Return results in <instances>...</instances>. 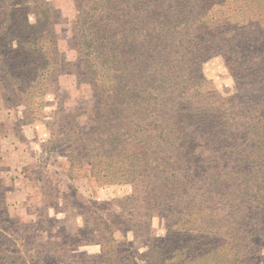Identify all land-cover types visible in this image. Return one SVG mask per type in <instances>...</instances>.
<instances>
[{"label":"rangeland","instance_id":"1","mask_svg":"<svg viewBox=\"0 0 264 264\" xmlns=\"http://www.w3.org/2000/svg\"><path fill=\"white\" fill-rule=\"evenodd\" d=\"M43 1L46 7H52L53 13L42 8L41 12L30 15L28 22H36L42 26H38L39 29H53L58 49L70 63L80 65L77 20L83 12L88 15L87 12L91 11L96 14L95 23L98 28L105 25V29H115L110 32L117 34L116 45L131 49L124 51L132 54L136 49H142L150 55V66L144 63L145 72L159 76L157 92L161 98H176V102H179L182 98L195 100V96H202L205 105L214 102L229 110L232 106V112L235 113L239 107L248 106L256 110L263 108L264 82L261 84L260 77L264 67L260 68V64L253 62L250 52L244 53L243 58H234L230 67L222 56L214 55L204 59L200 72L195 70L193 64L185 63L187 58L183 60L185 66L179 68V63L168 56L175 54L182 46H197V34L187 35L183 32L176 38L166 40V33L162 29H170L167 26L169 20L164 19L165 15H150L151 0H136L137 7L130 11L122 10L117 17L111 19L104 11L105 0H90L89 3V0ZM198 6L192 9L185 7L186 16L178 20L176 26L187 24V29H226L225 24L235 25L240 18L236 9H227L228 4L220 5L223 8L218 11L207 10L201 3ZM234 6L239 8L238 4ZM224 12L226 19L223 18ZM252 13L253 19L260 20V13L264 16L262 11L257 10L256 13L252 10ZM209 19L212 21L202 25ZM261 21L262 19L256 25L253 22L252 28L233 27L231 31L241 29L246 33L257 29L255 32L258 35L244 43L250 49L256 45L260 33L264 32V27H260V23L263 24ZM2 40L4 49L8 43L4 42L3 36ZM12 45L19 47L15 42ZM171 63L177 65L168 68L167 64ZM67 69L58 76L59 90H50L43 97L45 105L41 106L31 100L32 104L26 110L25 105L19 104L17 97L12 94L13 90L16 91L13 76L3 80L0 57V264H92L95 260H100L102 255L101 244L96 240L106 242L113 237L101 231L103 222L115 227L110 223L111 219H121L123 224L119 225L126 226L124 230L116 229L114 237L119 244H128L136 264H155L158 254H163V258L158 257L163 264H210L213 259L209 256L194 254L186 255L189 258H180L182 255L175 256L169 252L171 257H166V250L154 252L150 248L154 249L155 244L165 240L172 229L179 228L185 239H195L197 236H205L204 229L232 228L235 223L231 217L237 214L236 205L231 204V199H228L227 202L218 203L216 207L211 206L215 207L213 214L217 216L205 220L203 214L211 213V207L191 209L190 206H196L201 195L192 187L188 188V191H192L190 194L183 190V178L187 174L183 171L175 190L169 184L172 190L170 199H176L181 204L184 201L179 209L186 214L191 212L192 222L189 224L186 217L177 220L176 214L158 210L159 202L154 200L151 203L152 199L148 195H158L163 187L164 179L159 184L153 183L152 175L168 176L166 172H161L162 164H158L166 156H160L156 144L146 137L154 131L155 124L167 118V115L164 111L157 110L150 122L143 124L144 135L132 142L127 136L131 125L139 122L135 117L140 109L139 105H115L108 97L100 105L95 98L97 92L86 78L71 72L74 68ZM195 72L206 79L200 87L187 83L184 90L174 80L176 77L185 81L186 76L192 79ZM148 97L147 92L143 93L144 99ZM229 98H232L234 105L229 103ZM193 102L190 101L188 105H193ZM98 106H101V110L96 114ZM95 117H98L97 122ZM71 128L76 132L81 130L80 135L85 136L83 142L93 149L102 147V152L96 149L91 158H79L72 169L70 155L77 150L78 142L66 138L65 134ZM116 139L122 141L118 148L113 149L112 144ZM137 141L138 146L146 149L147 155L142 161L133 163L126 159L135 153L134 143ZM255 142L257 140L253 132L246 130L237 143L243 149L247 144L255 145ZM260 153L264 155V144ZM90 160H94L95 174L90 172ZM110 169L114 171H109ZM106 172L108 181L104 178ZM147 177L150 183H144L141 194L136 195V189L140 188L141 183L133 179L144 181ZM261 185L260 201L247 200L241 217H247L242 220V229L250 233L254 226L257 233L252 240L258 239L255 240L258 248L244 258V264L249 263L248 258H255L254 263L264 264V238L260 242V231H264V178ZM128 198L129 205L122 215ZM161 201L165 205L163 197ZM104 216L107 218L102 219ZM132 218L135 220L129 221ZM249 218L254 222L249 223ZM128 221H138V230L128 227L125 224ZM226 231L228 236L233 233L230 229ZM170 244L166 243L167 247ZM63 248H70V253H67L68 250L63 251ZM119 249L121 250L120 247ZM127 253L129 252L123 251L117 254L112 251L105 257L122 258L127 257ZM230 259L226 256L223 261ZM104 263L106 261H102Z\"/></svg>","mask_w":264,"mask_h":264},{"label":"trees","instance_id":"2","mask_svg":"<svg viewBox=\"0 0 264 264\" xmlns=\"http://www.w3.org/2000/svg\"><path fill=\"white\" fill-rule=\"evenodd\" d=\"M89 2L90 0L87 3ZM199 3L207 10L216 11L223 8L220 5L228 4L227 9L231 7L238 11L239 21L235 25L228 26L225 24L226 29H187V24L176 26L177 21L186 16L185 7L192 9L199 7ZM45 4L43 0H0V57L3 80L13 76L16 91L13 90L12 94L17 97L19 104H24L26 110L30 108L31 100L41 106L45 105L43 97L50 90H59L58 76L71 67L74 68V71L71 72L79 73L93 86L97 92L95 98H97L98 104L101 105L103 99L108 97L111 103L115 105L130 103L134 107L139 105L140 109L135 116L139 122L131 125L127 136L131 138L132 142L144 135L142 133L143 124L150 122L152 115L157 110L164 111L167 118L157 122L154 131L146 137L156 144L160 156H166L158 164H162L161 172H166L168 175L167 177L160 174L152 175L153 183L159 184L162 179L164 180L158 195L153 193L148 195V198L152 199L151 203L154 200L158 201V210L167 214H176L177 220L186 217L190 224L193 220L191 218L192 213L186 214L184 210L179 209L184 201L181 204L176 199L175 201L170 199L172 190L169 188V184L175 190L178 179L185 171L187 174L183 178V190L190 194L192 191H188V188L192 187L198 191V195H201L197 205L192 204L191 209H197L200 206L216 207L218 203H224L231 199V204L236 205L237 214L231 217L235 223L232 228L204 229L205 236H197L195 239H185L179 228L172 229L171 233L174 231L172 235L169 233L167 236L171 235L170 239L167 240L166 237L165 240H162L163 242L159 241L158 244H155L154 249L150 248V251L162 252L166 250V257H171L169 252L175 256L182 255L180 258H189L186 255L194 254L202 257L209 256L213 259L210 264H244V258L251 253L253 254L258 248L255 241L258 239L252 240L257 233L256 228L252 226L250 233L244 231L242 220L247 217H241L246 209L245 202L247 200L260 201L261 180L264 178V155L260 153L264 144V104L262 109L257 110L250 109L248 106L239 107L238 112L235 113L232 112V106L229 110L228 107H219L214 102L205 105L202 96H195V100L187 97L182 98L179 102H176V98H161L157 92L159 76L145 72L144 63H148L150 66L148 61L150 55L142 49H136L132 54L124 51L131 49L116 45L115 37L117 34L110 32L115 31V29H105V25L98 28L95 23L96 14L91 11L87 12L88 15H84L83 12L77 20L78 32H76V37L78 38L81 56L80 65L70 63L58 49L57 36H55L53 29H39L38 26L40 25L36 22H28L30 15L41 12L42 8L53 13L52 7H46ZM235 4H238L239 8L234 6ZM103 6L104 11L111 19L117 17L122 10L130 11L137 7V2L136 0H105ZM149 6L152 17L158 15L164 17L165 15L164 19L169 20L167 26L170 29H162L166 33V40L176 38L183 32H186L187 35L197 34L195 37L198 41L197 46H182L175 53L179 54L180 52V55L171 53L168 56L172 61L179 63V68L185 66L183 60L187 58L185 63L193 64L195 70L200 72L199 68L204 59L214 55L222 56L230 67L234 58H243V54L249 52L252 54L253 62L260 64V68L264 67V32L260 33V37H257L256 45L247 49L244 43L258 35L255 32L257 29H251L246 33H243L241 29L231 31L233 27H251L253 22L256 25L261 19L263 24L260 23V27H264V16L261 13L260 20L252 17V10L256 13L257 10L262 11L264 15V0H151ZM226 16L224 12L223 18L226 19ZM211 21L212 19L204 21L202 25ZM2 36L4 42L8 43L4 49H2ZM14 42L19 45L18 48L12 45ZM173 65L177 64H167V67L170 68ZM196 72L192 79L186 76L185 81L176 77L174 80L184 90H186L187 83L200 87L206 79ZM239 80L238 77V82ZM260 82L261 84L264 82V71L260 77ZM145 92L148 93L149 97L144 99L143 93ZM140 96L141 100H139ZM190 101L193 102V105H188ZM229 103L234 105L232 98H229ZM100 110L101 106H98L96 114ZM95 121H98V117H95ZM72 129L68 130L65 135H67L68 140L78 142L76 145L78 148L73 155H70V169L75 166L79 158L93 157L96 149L100 153L102 152V147L97 146L93 149L83 142L85 136L80 135L81 130L76 132ZM246 130L253 132L257 143L255 142V145L247 144L245 148L241 149L237 142L241 140ZM121 141L116 139L115 143L112 144L113 149L118 148ZM137 146L138 141L134 143L135 153L129 156L127 161L134 163L146 158V149ZM107 153L106 151L105 154ZM93 164L94 160H90V172L95 174L93 173L95 167ZM109 171L114 170L110 169ZM104 176L108 181L107 172ZM133 180L141 183L140 188L136 189V195L141 194L144 183H150L149 177L144 181ZM162 197L166 202L165 205L161 201ZM128 200L129 198L127 203H124L122 215L129 205ZM215 207L210 208L211 213L203 214L205 220L217 216L213 214ZM149 212L150 209L146 213L147 219ZM193 215L197 216L196 213ZM104 218L107 217H102V219ZM119 220H110V223L112 222L115 227L107 222L102 223L101 231L104 234H110L109 237H113L106 242L102 239L96 240L97 243L100 242L99 244H101L102 255L100 260H95L92 264H102V261H106L104 264H128L126 262L136 264L128 244L126 242L119 244L114 237L116 229L124 230L126 228L125 225H119L123 224L122 220ZM133 220L135 218L129 219L131 222ZM145 220L143 221L146 222ZM129 221L125 224L137 231V228L140 227L138 221L134 223H129ZM248 221L249 223L254 222L252 218H249ZM228 229L233 231L232 235L228 236L226 231ZM263 238L264 231H260V242ZM166 243H171V246L167 247ZM110 250L117 254L123 251L129 253H127V257L122 258L105 257V255L112 253ZM63 251L70 253V248H63ZM226 256L231 258L230 261H223ZM158 257L163 258V254H158ZM158 257L155 264H163ZM39 259L42 260V257ZM248 260V264L259 263H254L255 258H248Z\"/></svg>","mask_w":264,"mask_h":264}]
</instances>
